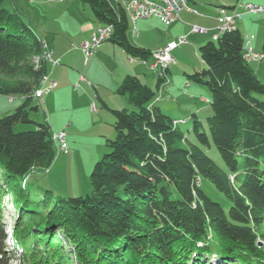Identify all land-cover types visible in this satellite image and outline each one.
I'll use <instances>...</instances> for the list:
<instances>
[{"label": "trees", "instance_id": "trees-1", "mask_svg": "<svg viewBox=\"0 0 264 264\" xmlns=\"http://www.w3.org/2000/svg\"><path fill=\"white\" fill-rule=\"evenodd\" d=\"M81 1L99 24L112 27L110 41L133 59L150 57L130 40L122 4ZM3 2L0 94L24 101L0 117V264H12L14 251L18 264H264V100L256 95H264V81L244 57L239 28L199 46L204 67L186 73L211 95L206 125L192 114L197 142L180 127L185 119L174 124L155 104L151 86L126 74L117 93L136 109L112 110L116 137L93 167L92 191L54 197L28 188L31 173L55 159L50 123L14 130L33 122L30 109H39L30 105L47 74L45 43ZM168 72L163 68L159 80ZM212 143L224 167L201 147ZM203 178L230 200L228 210L202 187ZM7 191L16 214L8 229L1 210Z\"/></svg>", "mask_w": 264, "mask_h": 264}, {"label": "rangeland", "instance_id": "rangeland-1", "mask_svg": "<svg viewBox=\"0 0 264 264\" xmlns=\"http://www.w3.org/2000/svg\"><path fill=\"white\" fill-rule=\"evenodd\" d=\"M13 1L4 0L3 4L11 11H19L25 21H29L27 12L34 8L32 13H35L37 18L46 19V22L50 21V24L64 26L70 30L80 32V34L83 33L81 30H83L82 25L84 23L90 21L95 24L98 23L91 7L81 0L53 2L44 0L46 4H43L42 0H35L33 3L27 2L28 0H20L19 6L21 9L12 7L11 3L13 4ZM201 2L206 1L202 0ZM190 4L192 3L190 2ZM206 4L202 3L201 5L204 8H210L209 4ZM183 21L189 24L190 29L194 25L207 29L200 22L187 19H183ZM35 22L37 21L35 20ZM32 24L35 26L34 23ZM130 26H132V23H130ZM137 27L142 32L148 31L149 28L154 29L159 32V37L168 30V27L155 17L140 20ZM128 32L130 35L131 28ZM148 37L153 41L158 40V37L149 34ZM191 37H187V44L179 46L172 52L176 58V63L169 66L172 70L169 79L173 82L170 94L175 96L176 92H180L181 95L178 97L179 101L176 98L171 103L165 102L166 106H164L163 111L170 117L173 114L179 116L180 119H186V122L181 123L180 127L190 140L197 142L192 130V114L197 113L200 120L206 125L207 117L212 114V109L209 103L210 100L209 102L206 101L207 98H211L207 88L194 82H190V85L187 86V78L183 74V67H189L192 71L195 68L204 67V61L199 54V47L195 51L191 47H186L191 41ZM207 38L200 46L208 41H214L212 36ZM105 43L111 44L108 40ZM111 45L114 48L111 47L107 50L97 48L98 52L88 60H86L81 49L80 55H73L71 61L62 60L61 64L55 66L56 68L54 67L56 70L52 68L53 66L50 63L48 64L47 73L49 78L52 79L49 80H55V86L49 94H44L40 99L35 98L32 100L30 108L39 104L38 110L30 109V119L33 122L18 123L15 125L14 130H32L36 128L35 122L47 120L51 124L52 134L61 130L67 132L69 152L64 153L61 151L58 142L54 141L55 159L48 171L36 170L31 173L28 181L30 191L45 193L50 190L54 197L84 196L92 191L90 174L93 167L106 153L110 152L111 148L108 146V140H113L116 137L115 119L112 110L127 108L132 111L136 109L129 104L125 95L117 93L116 72L119 68H126L127 62L130 61L128 54L120 45ZM148 59L149 64L154 62L152 54ZM260 63L263 66V73H259L257 76L261 81H264V60ZM250 64L254 65V63ZM69 66L77 73V77L73 81H71V72L62 70V68ZM159 72H162L161 66L156 67L155 70L147 68L146 75L142 73L140 78L143 79V82H150L156 91L157 74ZM81 76H84L86 80L79 82ZM77 82H79V86L75 89V83ZM256 95L264 100V95ZM23 101L24 99L19 95H14V99H10L9 96L0 94V117L7 111H14ZM46 101L47 106H45ZM72 134L73 137H70ZM201 147L220 166H225L218 149L213 143L211 146L201 145ZM202 187L214 200L222 203L226 210L229 209L231 206L230 200L210 180L203 178ZM6 193V196H2L1 210L3 221L8 229L13 225L16 214L12 207L14 196L10 191ZM57 231L59 230L57 229ZM6 243L9 246L11 241L7 240ZM13 257L12 264L20 263L19 251H14Z\"/></svg>", "mask_w": 264, "mask_h": 264}, {"label": "crops", "instance_id": "crops-1", "mask_svg": "<svg viewBox=\"0 0 264 264\" xmlns=\"http://www.w3.org/2000/svg\"><path fill=\"white\" fill-rule=\"evenodd\" d=\"M201 1L202 0H189V2H188L189 6L191 7V9L197 10V12L190 11L188 9H183L180 12V18L177 21H175L172 25H169V26L165 25L158 17H155V18H158L165 26L168 27V30L164 33V35H160V37H159V32H156L154 29H151V28H149L148 31L142 32L137 27V23L140 20H144V19H148V18L138 19L135 23H132V26H130V28H131L130 35L128 32V36H129L130 40L134 44L141 46V47H144L146 49H149L152 52L155 49H158L160 47L165 46L166 43H168L170 41L178 40L181 36H186V38L189 36H192L191 41L189 42L188 46H186V47H191L195 51L198 49V47L200 46L201 43H203L204 41H206V39H208L207 37H209V36L213 37L212 33L214 32V30L216 29V27L218 25L217 13H218V9L220 7H225L229 11H236V10L238 11V10H240V4L244 3V2H256V3H260V4L264 5V0H203L206 2H201ZM13 2H14L13 4L11 3L12 7H14L15 9L16 8L21 9L19 6L20 0H14ZM27 2L33 3V2H35V0L34 1L28 0ZM42 2H43V4H46V3H44V0H42ZM190 2L192 4H190ZM202 3L209 4L210 8H204V6L201 5ZM194 5H196V6H194ZM53 8H55V6H53ZM33 9L34 8H32L31 10H29L27 12V15L29 17V21H25V22L43 40V42L46 45V50L48 49V50L53 51L54 57L61 59V62L64 59L67 61H71L72 56L75 54L80 55L79 52L81 50L82 43L85 40L90 38L92 31L99 25V23L95 24L93 21H90L89 23H84L82 25L83 30H81L83 33L80 34V32L70 30L69 28H65L64 26L50 24V21L46 22V19L42 20L39 17L37 18V15L35 13H32L34 11ZM153 17H149V18H153ZM183 19H187L189 21H194V22H200L203 26H205V27H207V29H209V32L208 33L192 32L190 27H189V24H187V22H184ZM35 20L37 22H35ZM32 23H34L35 26H33ZM237 24H238L237 28H239V30L241 31V33L244 36L245 47H252L257 52H263L264 12L259 13V14H246L242 18L237 20ZM135 28L138 30V35H135V33H134ZM148 34L155 36V37H158V40L153 41V40L149 39ZM196 34H199V35L197 36ZM251 35H254V37L251 38L249 40V42H247L248 36H251ZM108 41H110V40H108ZM105 42H103L99 46L101 50H107L111 47L114 48L113 45H111V44H115V43L110 41L111 44H107ZM184 44H187V43H184ZM184 44H182V45H184ZM176 49H174V50H176ZM81 52H82V50H81ZM97 52L98 51H96V53ZM128 57H129L130 61L127 62L128 65L126 66V68H124V69L119 68V70L116 72V85L117 86H118L119 82L123 79L122 77H124L126 74H133V75H136L140 78V74L143 73L146 75V69L147 68L152 69L151 65L153 63L149 64V62H148L149 59H146L143 61V60H139V59H133L129 55H128ZM175 60H176V58H175ZM263 60L250 61V63H254V65H251V66L255 69L257 75H259V73H263V66H262V63H260ZM49 63L50 62H47V66ZM54 67L55 66H53L52 68H54ZM70 68H71L70 66L64 67V68H62V70H64L65 72H71V81H73L77 77V73H75V71L70 69ZM200 69H202V68H200ZM200 69L195 68L193 71L200 70ZM153 70H155V69H153ZM193 71L189 67H183V74L185 76H186L187 72H193ZM171 72H172V70L169 68V72L166 73V75L162 76L161 80H159V78H160V75L162 72H159L157 74V83H156L157 94H156V98H155V104L159 105L162 109L164 108V106H166L165 102L171 103L172 101H175L176 98L178 99V97L181 95L180 92H176L175 96L173 94H170L172 83H173L172 80L169 79V74H171ZM49 79H51V78H49ZM140 80L143 82L142 78H140ZM59 83H60V81H59ZM144 83L148 84L149 86H151L153 88V86L150 82H144ZM48 84H49V82H46L45 85H48ZM189 85H190V82H189ZM76 88H78V87H76V83H75V89ZM83 94H87V93H83ZM1 95H4V94H1ZM10 99H14V97H10ZM167 99H169V100H167ZM207 99H209V98H207ZM178 101H179V99H178ZM45 106H47V101L45 103ZM8 112H11V111H7L6 113H8ZM171 115H172L173 119H180L179 116H177V115H173V114H171ZM68 125H70V124H68ZM70 137H73V134Z\"/></svg>", "mask_w": 264, "mask_h": 264}, {"label": "built area", "instance_id": "built-area-1", "mask_svg": "<svg viewBox=\"0 0 264 264\" xmlns=\"http://www.w3.org/2000/svg\"><path fill=\"white\" fill-rule=\"evenodd\" d=\"M47 1L53 2L64 0ZM119 3L122 4L123 7L126 9L131 23H135L138 19L149 18L154 16L158 17L165 25L169 26L180 18V12L183 9H188L190 11L197 12V10H191L188 0H162L161 7H154L153 4H141L140 0H119ZM262 12H264V5L256 2L241 3L240 10L238 11H229L225 7H220L217 13L218 26L212 34H214V36H219V30L225 29V27H229V25H238L237 20L242 18L244 15L259 14ZM191 31L197 33H208L209 29L194 25L192 26ZM134 33L135 35H138V30L136 28L134 29ZM253 37L254 35L248 36L247 42H249V40ZM110 38L111 37L108 35V25L99 24L92 31L90 38L85 40L81 45V49L86 60H88L91 56L96 53L97 48L104 42V40H109ZM187 42L188 40L186 36H181L178 40L170 41L165 46L156 49L152 53L154 62L151 65V68L156 69V64H159L160 61H172L175 63L176 60L172 54V51ZM244 55L249 57V62L260 61L264 59L263 52H257L252 47H245V45ZM44 60L46 62H50L53 66L61 64V60L59 58L54 57L53 51L48 49ZM85 80L86 78L84 76H81L79 78V82ZM46 82H49V84L45 85ZM79 82L76 83V87L79 86ZM55 84V81H50L48 74H45L44 81L41 82L40 88L37 91L35 98L40 99L44 96V94L50 93ZM187 86H189V82H187ZM53 139L54 141L58 142L61 151H63L64 153L69 152L67 132L65 130H61L53 134ZM198 182H200V180Z\"/></svg>", "mask_w": 264, "mask_h": 264}, {"label": "bare ground", "instance_id": "bare-ground-1", "mask_svg": "<svg viewBox=\"0 0 264 264\" xmlns=\"http://www.w3.org/2000/svg\"><path fill=\"white\" fill-rule=\"evenodd\" d=\"M115 2H118L119 3V0H114ZM141 4H153L154 7H161L162 6V0H140ZM191 10H194V9H191ZM237 28V25H229V27H225V29H221L219 30V36H214L213 34V40L216 41L223 33L227 32V31H231V30H234ZM111 34H112V27L111 26H108V35L111 37ZM107 41V40H104V42ZM45 49H46V45H45ZM46 52L47 50L44 51L43 53V59L45 58L46 56ZM245 59L249 62V57L244 55ZM36 62H38V59L36 60ZM174 62L172 61H160L159 64H156V67H159L161 66L162 69L163 68H167L169 67L171 64H173ZM44 81V78L42 79ZM42 81V82H43ZM40 87H38L35 92H34V97H36V94H37V91L39 90ZM185 120L181 121V120H177L175 119L173 121L174 124H177L179 122H184Z\"/></svg>", "mask_w": 264, "mask_h": 264}, {"label": "water", "instance_id": "water-1", "mask_svg": "<svg viewBox=\"0 0 264 264\" xmlns=\"http://www.w3.org/2000/svg\"><path fill=\"white\" fill-rule=\"evenodd\" d=\"M48 170H49V169H47L46 171H48ZM262 244H263V242H262V241H260V242H259V245H262Z\"/></svg>", "mask_w": 264, "mask_h": 264}]
</instances>
